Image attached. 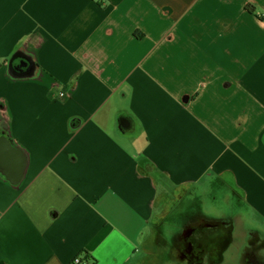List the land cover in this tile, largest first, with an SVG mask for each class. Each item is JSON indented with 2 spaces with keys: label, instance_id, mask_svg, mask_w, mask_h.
Listing matches in <instances>:
<instances>
[{
  "label": "crops",
  "instance_id": "1",
  "mask_svg": "<svg viewBox=\"0 0 264 264\" xmlns=\"http://www.w3.org/2000/svg\"><path fill=\"white\" fill-rule=\"evenodd\" d=\"M203 182L264 232V0H0V264H140Z\"/></svg>",
  "mask_w": 264,
  "mask_h": 264
},
{
  "label": "flooded vegetation",
  "instance_id": "2",
  "mask_svg": "<svg viewBox=\"0 0 264 264\" xmlns=\"http://www.w3.org/2000/svg\"><path fill=\"white\" fill-rule=\"evenodd\" d=\"M204 189L209 194L215 191L214 187ZM204 200L202 197L201 202ZM214 203L218 206L213 211L201 206V211L195 214L200 216L197 220L188 213L180 220L185 223L175 227L181 229L176 232L177 240L172 239L173 264H264V234H252L245 228L242 235L236 220H221L219 197Z\"/></svg>",
  "mask_w": 264,
  "mask_h": 264
},
{
  "label": "rangeland",
  "instance_id": "3",
  "mask_svg": "<svg viewBox=\"0 0 264 264\" xmlns=\"http://www.w3.org/2000/svg\"><path fill=\"white\" fill-rule=\"evenodd\" d=\"M136 134H137L136 132H131L129 134H126V136L132 137ZM204 184L205 182L201 183V186L205 188ZM215 185H216L215 183H211L207 187H214ZM201 186L200 188L195 187V188L183 189V190H171L170 192L172 197L171 199L186 198V202L183 205H178L177 209H175V211L171 216H169L168 218H163L164 220L160 221L158 224L159 227H158L157 236L152 238L143 250H138L139 254L144 257L140 262V264H173V261H175V259L173 258L172 260L170 258V252L173 249L172 239L175 238V241L177 240L178 236H176V232L180 231L181 229V228L175 229V227L180 222L182 223V225L185 223L184 221H180V220L183 219L184 216H186V214L188 213H191L193 215L197 214L198 212H194L193 209L199 208L201 211V206H203L205 210H210V211H213V209H215L218 206L217 203H214V200L217 198V195L214 192L212 194H209V191L207 189L202 190L203 193L202 195ZM159 191H160L159 197H162L163 193L161 190ZM202 197L205 198L203 202H201ZM225 197L227 198V196ZM159 202L163 203L161 206H159V208L161 207L170 208L168 202H165L164 200H159ZM175 204L176 201L172 202V205ZM229 206L232 210L241 209L238 208L237 206H234L233 204ZM191 217L197 220L200 216L195 215ZM223 217H230V216L225 211ZM235 219L237 220L238 228L243 230L242 235H244L246 223H243L242 220L241 222H239L237 218ZM261 234H264V232Z\"/></svg>",
  "mask_w": 264,
  "mask_h": 264
},
{
  "label": "water",
  "instance_id": "4",
  "mask_svg": "<svg viewBox=\"0 0 264 264\" xmlns=\"http://www.w3.org/2000/svg\"><path fill=\"white\" fill-rule=\"evenodd\" d=\"M25 65H26V68H27V73L28 75H32L33 74V71H34V68H32V71L30 72V69H31V66L29 64V62L27 61V59H25ZM79 126H72L73 129H76L78 128Z\"/></svg>",
  "mask_w": 264,
  "mask_h": 264
},
{
  "label": "built area",
  "instance_id": "5",
  "mask_svg": "<svg viewBox=\"0 0 264 264\" xmlns=\"http://www.w3.org/2000/svg\"><path fill=\"white\" fill-rule=\"evenodd\" d=\"M60 97H63V94H61ZM72 264H89V263L84 262V261L81 260L79 257H76V258H74V260L72 261Z\"/></svg>",
  "mask_w": 264,
  "mask_h": 264
},
{
  "label": "trees",
  "instance_id": "6",
  "mask_svg": "<svg viewBox=\"0 0 264 264\" xmlns=\"http://www.w3.org/2000/svg\"><path fill=\"white\" fill-rule=\"evenodd\" d=\"M89 260H90V258L88 257V255L87 256L85 255V257L83 258V261L89 263L90 262Z\"/></svg>",
  "mask_w": 264,
  "mask_h": 264
}]
</instances>
